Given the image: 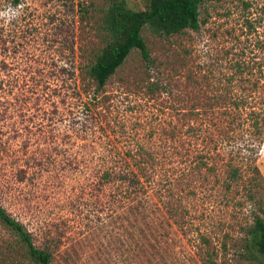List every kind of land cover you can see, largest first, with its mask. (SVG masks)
<instances>
[{"label":"rangeland","instance_id":"1","mask_svg":"<svg viewBox=\"0 0 264 264\" xmlns=\"http://www.w3.org/2000/svg\"><path fill=\"white\" fill-rule=\"evenodd\" d=\"M120 1L150 0H22L19 17L0 19V205L52 264H251L264 0L205 2L199 29L177 35L145 26L149 58L133 50L98 88L88 72ZM233 167L242 177L228 190ZM16 242L0 222L9 264L25 260Z\"/></svg>","mask_w":264,"mask_h":264},{"label":"trees","instance_id":"2","mask_svg":"<svg viewBox=\"0 0 264 264\" xmlns=\"http://www.w3.org/2000/svg\"><path fill=\"white\" fill-rule=\"evenodd\" d=\"M212 1L216 0H150L147 9L141 11L128 8L126 1L115 2L104 17L103 29L107 44L90 68L88 72L90 77L97 83L98 88H104L133 50H139L142 56L148 59V48L142 36L145 26H149L156 34L168 36L181 34L189 29L198 30L201 24V7L205 2ZM21 2L22 0H12L16 6ZM239 171L238 167H233L228 174L230 181L228 190H232L233 183L242 177ZM254 171L257 180L254 187L248 191L250 200L256 198L257 189L264 188L262 173L257 167ZM258 203L259 211L264 213V200L260 199ZM0 222L15 236L16 243L24 250L22 255L29 264H52V254L48 250L37 248L25 226L8 214L2 205H0ZM200 241L205 245L209 244L207 235L202 234ZM243 242L242 260L245 263L264 264V219L260 215L254 217L253 225L247 229ZM25 260L14 263L25 264ZM5 261L6 259L0 258V264H9ZM203 264L217 263L213 258H209Z\"/></svg>","mask_w":264,"mask_h":264},{"label":"clouds","instance_id":"3","mask_svg":"<svg viewBox=\"0 0 264 264\" xmlns=\"http://www.w3.org/2000/svg\"><path fill=\"white\" fill-rule=\"evenodd\" d=\"M23 9V5H18L15 8L8 7L6 10L0 11V19H5V22H10L20 16ZM261 155H264L262 153Z\"/></svg>","mask_w":264,"mask_h":264}]
</instances>
